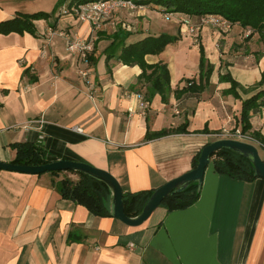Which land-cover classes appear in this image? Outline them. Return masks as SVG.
Listing matches in <instances>:
<instances>
[{
    "label": "crops",
    "instance_id": "0c3cea01",
    "mask_svg": "<svg viewBox=\"0 0 264 264\" xmlns=\"http://www.w3.org/2000/svg\"><path fill=\"white\" fill-rule=\"evenodd\" d=\"M60 2L0 0V22L19 13L52 14L35 22V35H0L1 162L16 159L13 145L42 141L53 162L69 160L107 170L124 192L156 190L193 170L202 149L219 140L223 128L237 126L241 100L224 93L231 83L222 77L231 71H222L223 59L238 70L262 74L264 36L233 24L227 33L207 26L191 38L180 28L185 14H171L168 20L161 9L150 6L119 9L93 32L75 17L55 16ZM49 29L87 40L93 47L88 62L67 50L64 37L50 40ZM120 32L130 34L126 44L148 36H180L161 54L145 58L170 70L166 103L157 94L146 112L138 109L137 94L147 97L150 82L141 79L140 66L108 58ZM201 47L215 73L202 91L191 92L189 81L200 83ZM85 68L91 72L92 88L79 74ZM229 76L246 87L244 95L237 89L242 99L261 89L257 82L243 84ZM186 121L184 133L146 141L148 131L177 129ZM251 123L252 131H258L264 108ZM65 178L77 181L79 176L0 170V264H264L263 178L233 179L217 173L211 163L193 206L164 210L139 227L113 216H95L63 198L59 182Z\"/></svg>",
    "mask_w": 264,
    "mask_h": 264
},
{
    "label": "trees",
    "instance_id": "16d2710c",
    "mask_svg": "<svg viewBox=\"0 0 264 264\" xmlns=\"http://www.w3.org/2000/svg\"><path fill=\"white\" fill-rule=\"evenodd\" d=\"M63 1L57 5L56 11L63 5ZM99 0H71L69 6ZM139 6H150L159 8L164 14H185L191 17H198L205 14H215L221 16L233 24H239L245 29L259 33L264 36V0H133ZM52 14L47 12H37L32 14L19 13L16 17L0 22V35L11 33L32 35L36 34L35 22L48 20ZM129 33L120 32L118 42L112 46V51L108 58H116L125 65H138L143 70L141 79L145 78L150 82L147 99L152 101L155 95H160L162 101L166 103L171 94V75L168 66L164 63L148 64L146 56L159 55L172 43L180 40V36L162 34L159 36H148L132 44H126ZM120 47V52L116 54ZM200 62V83L189 81V91H202L203 84L208 83L214 66L205 58L204 48L201 47ZM262 80L258 84L261 89L247 99H242L237 89L240 84L231 76L222 77L229 80L231 88L224 93L233 95L241 100V110L237 118V127L244 133H250L257 139L264 148V136L259 131H252L251 118L264 108V71ZM185 90L182 92L184 93ZM188 121L177 129H164L159 132L148 131L146 141L162 138L174 133H184L187 130ZM17 150L16 159L13 164L26 166H40L53 162L48 157L47 149L42 141L37 143H17L13 145ZM201 152L195 157L194 168L198 164ZM217 173L229 176L241 181H254L258 179L255 169L250 159L229 149L218 150L211 156ZM72 172V171H71ZM59 174L60 172H52ZM79 176L77 181L65 178L59 182V190L63 198L70 199L77 204L85 206L91 214L99 217L112 216L109 208L112 201V191L103 181L94 178L83 172H73ZM155 190L141 191L136 193L124 192L123 201L125 213L129 218L138 217ZM201 189L194 183L179 193H172L161 204L160 207L167 212L182 210L193 206L200 198ZM159 207V208H160ZM156 212V211H155Z\"/></svg>",
    "mask_w": 264,
    "mask_h": 264
},
{
    "label": "water",
    "instance_id": "95a60500",
    "mask_svg": "<svg viewBox=\"0 0 264 264\" xmlns=\"http://www.w3.org/2000/svg\"><path fill=\"white\" fill-rule=\"evenodd\" d=\"M229 149L251 160L255 175L264 179V160L256 145L233 139H219L206 145L198 158L197 166L182 176L156 189L142 213L136 218H129L125 213L123 188L118 179L107 170L92 167L86 163L69 160L54 161L40 166L17 165L0 161V170L40 175L47 172H83L106 183L112 191L111 213L128 226L139 227L145 224L172 193L184 191L197 183L201 189L207 168L211 164V156L218 150Z\"/></svg>",
    "mask_w": 264,
    "mask_h": 264
},
{
    "label": "built area",
    "instance_id": "2783aa9c",
    "mask_svg": "<svg viewBox=\"0 0 264 264\" xmlns=\"http://www.w3.org/2000/svg\"><path fill=\"white\" fill-rule=\"evenodd\" d=\"M144 6L137 5L133 0H99L86 2L78 5L69 6V4H63L58 8L57 12L59 16L75 17L82 23H87L91 26L93 32H98L102 29L104 23L112 18L115 12L119 9L134 11L136 9H142ZM171 14H165L166 19H171ZM180 28L183 33L187 34L191 38L197 37L199 31L207 26H212L220 31L227 33L232 28V23L215 14H205L198 17H191L184 15L179 18ZM50 40L53 36L59 35L66 39L67 50L78 54V58L81 62L87 63L89 54L92 52V45L85 39L78 35L71 36L66 32H55L53 29H49ZM79 74L87 81V84L92 88L90 82L91 72L88 68L80 69ZM139 100L138 109L142 112H146L150 108V102L146 95L143 93L137 94ZM134 110L130 109L132 113ZM178 113V112H177ZM258 131L264 134V123L258 125ZM78 132H82V128H76ZM219 139H233L243 142H248L254 145L262 144L255 139L250 133H244L240 127L234 126L232 128H223V130L217 134Z\"/></svg>",
    "mask_w": 264,
    "mask_h": 264
},
{
    "label": "rangeland",
    "instance_id": "374dc122",
    "mask_svg": "<svg viewBox=\"0 0 264 264\" xmlns=\"http://www.w3.org/2000/svg\"><path fill=\"white\" fill-rule=\"evenodd\" d=\"M71 2V0H65L63 1V4H69ZM56 14V15H55ZM55 16H57V12H55ZM164 21V20H163ZM163 25H168L169 27L171 26V22H167V21H164L162 23ZM184 42L188 45L189 44V41L184 39ZM264 61V56L262 58H260ZM223 62H224V65L222 66V71H226L227 69H229L230 71H227L226 74H228V72H230L232 74L233 77H235V79H238L239 81H241L243 84L245 83H249V82H252V83H256L259 84L260 81L262 80V74H251V72L247 69H244V68H240V70L237 69V67L233 66V65H228V63L230 62L229 59H223ZM264 65V62H262ZM218 71H221V68L217 69L216 70V74L218 73ZM214 69H213V72L212 74H214ZM229 73V74H230ZM211 74V76H212ZM242 94L244 95L246 93V87L244 85H240V87L238 88ZM241 95V94H240ZM257 148L259 149V153L262 157V159L264 160V148L260 145H257ZM164 210H166L165 208L163 207H160L156 210V212H154L153 214V218L156 219L158 217H160L162 215V213L164 212Z\"/></svg>",
    "mask_w": 264,
    "mask_h": 264
}]
</instances>
